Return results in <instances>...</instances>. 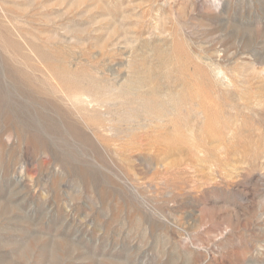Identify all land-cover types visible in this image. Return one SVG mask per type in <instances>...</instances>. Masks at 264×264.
Instances as JSON below:
<instances>
[{
	"label": "rangeland",
	"instance_id": "1",
	"mask_svg": "<svg viewBox=\"0 0 264 264\" xmlns=\"http://www.w3.org/2000/svg\"><path fill=\"white\" fill-rule=\"evenodd\" d=\"M0 264H264V0H0Z\"/></svg>",
	"mask_w": 264,
	"mask_h": 264
}]
</instances>
